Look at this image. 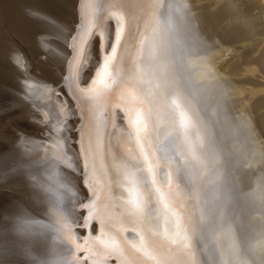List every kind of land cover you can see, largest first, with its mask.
I'll return each instance as SVG.
<instances>
[{"label":"bare ground","instance_id":"obj_1","mask_svg":"<svg viewBox=\"0 0 264 264\" xmlns=\"http://www.w3.org/2000/svg\"><path fill=\"white\" fill-rule=\"evenodd\" d=\"M228 14L264 37V0H0L13 258L264 264V145L219 70L226 49L198 37Z\"/></svg>","mask_w":264,"mask_h":264},{"label":"rangeland","instance_id":"obj_2","mask_svg":"<svg viewBox=\"0 0 264 264\" xmlns=\"http://www.w3.org/2000/svg\"><path fill=\"white\" fill-rule=\"evenodd\" d=\"M212 3L215 4L214 1ZM232 15L233 14H228L225 18L222 17L223 22L217 24L220 26H218L216 29L213 28L211 30V33L208 34V37L206 36L207 38L205 37L204 34H200L201 31H198V37L199 38L202 37L200 39H202V41L204 42L203 45H205L206 48H210L212 43L214 44L215 47L218 45L216 47L218 49H224V50L226 49V54L219 60L220 62L218 61L219 70L222 72L224 71L223 74L222 72L221 74L224 76V78H226V81L228 80L227 82L229 88H231L229 91L233 93L232 96L236 103V104L234 103L235 107L244 105L243 110L245 112L244 113L245 115L248 114L246 115V117L248 116L247 117L249 118L248 121L251 124L250 125L251 133L254 135L256 140L259 139L260 142L262 141V144L264 145V98H263L264 97L263 94L264 93V73H263L264 72V37L258 34V32L256 33L255 31L254 32L251 31V29L247 27H244L243 30L240 25V22L235 21V19H233L235 22L230 21L233 18ZM214 26L216 27V24H214ZM44 59H45L44 57L38 58L39 60L38 62L44 65L43 66L42 64H40V67L44 68V69L42 68V70L44 71L53 70L54 67L50 66L49 63L46 62V59L45 60ZM33 60L32 59L30 61L26 60L27 62L25 61L26 62L25 64L23 60L19 59L16 62H14L15 64L14 63L13 64L16 67L17 66L29 67L31 66V63L32 65L37 63L36 61L37 58ZM220 66L222 67L220 68ZM1 98L3 99V97ZM5 103H3V105ZM0 111L2 112L3 109H0ZM254 125H256V127ZM24 127H27V125H25ZM252 129H254V131ZM11 131L15 132V130H11ZM17 132L20 133L21 131L17 130ZM249 142L252 143V145H254V141H252L251 139ZM263 158H264L263 156L258 157L255 166V169L256 170L259 169L261 170V172L263 171L262 169V166L264 164ZM3 179L4 176L0 175V193L2 194V197L8 194L11 195L14 191L9 188L10 183L7 180L5 181ZM245 193H248V191ZM7 231H9V229L6 230V228H3L1 230L2 233L0 234L4 236L5 232ZM4 244L5 243L0 241V264H23L21 259L18 260L13 258L10 252L6 251L7 250L6 248H8V246H4Z\"/></svg>","mask_w":264,"mask_h":264},{"label":"snow or ice","instance_id":"obj_3","mask_svg":"<svg viewBox=\"0 0 264 264\" xmlns=\"http://www.w3.org/2000/svg\"><path fill=\"white\" fill-rule=\"evenodd\" d=\"M86 151H87V148H86ZM149 152H150V155L152 157V164L154 167H157L159 166V160L157 159L156 157V154H155V151H153L151 148L149 149ZM89 169H90V176H91V181L90 182H95L96 181V177L94 175H91V165H89ZM129 212H131L132 214H137V210L133 209L132 207L129 206ZM150 264V262H149Z\"/></svg>","mask_w":264,"mask_h":264}]
</instances>
